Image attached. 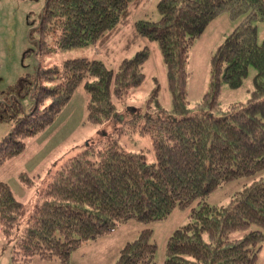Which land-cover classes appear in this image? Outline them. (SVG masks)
<instances>
[{"label":"trees","instance_id":"1","mask_svg":"<svg viewBox=\"0 0 264 264\" xmlns=\"http://www.w3.org/2000/svg\"><path fill=\"white\" fill-rule=\"evenodd\" d=\"M144 2L45 0L29 34L37 54L103 45L119 33L127 37V48L141 40L157 43L173 107L162 106L156 86L144 116L129 110L128 120L126 109L121 112L145 80L148 45L115 67L89 57L39 65L34 75L3 91L0 122L11 121L13 128L0 141V166L54 121L82 83L89 123L137 122L154 151L150 160L143 150L126 149L109 137L97 147L85 145L39 188L28 215L26 204L0 181V226L13 244V264L35 257L71 264L81 245L130 220L144 228L122 246L114 264H156L150 224L176 208L189 211L188 221L169 236L164 264H256L264 244V39L258 42L256 29L264 22V0H159L160 18L135 20L127 35L122 25ZM223 13L239 22L211 57L208 90L190 104V49ZM251 67L248 99L223 107V84L241 88ZM242 177L250 181L226 204L209 203L210 194ZM20 179L34 183L24 172Z\"/></svg>","mask_w":264,"mask_h":264},{"label":"rangeland","instance_id":"2","mask_svg":"<svg viewBox=\"0 0 264 264\" xmlns=\"http://www.w3.org/2000/svg\"><path fill=\"white\" fill-rule=\"evenodd\" d=\"M158 1L145 0L141 6L134 9L130 19L122 25V31L129 35L132 24L137 19H159ZM44 3L45 0H0V99L2 92L14 86L21 76L34 75L39 65L51 67L60 65L68 58L89 57L101 59L109 67H115L122 58L130 57L143 46L148 45L149 58L143 65L145 80L139 88L133 90L121 112L124 113L126 109L124 116L128 120L132 116L129 110H133V114L136 112L144 116L147 101L156 86H159V100L162 106L167 110L172 109L173 100L167 89L166 67L157 43L141 40L127 48V37L119 33L116 35L117 39L103 45L93 44L48 54H37V45L30 41L29 34L33 26L39 22ZM238 22L232 20L228 13L219 15L207 25L191 47L187 64L190 72L187 97L190 104L200 101L208 90L211 57ZM256 29L257 40L262 42L264 22H257ZM253 74L254 69L251 67L241 88L232 89L226 83L223 84L220 104L226 107L233 102L246 101L250 94L249 90L253 89ZM87 100L88 94L82 83L54 121L41 133L29 138L22 153L0 166V181L7 182L17 198L26 204V215L36 206L39 188L48 183L58 169L82 151L85 145L92 144L97 147L109 137L116 139L126 149L143 150L150 160H154L152 139L148 133L142 132L139 123L132 124L129 121L124 123L121 120L93 125L87 120ZM139 122L144 123V119ZM12 128L11 121L0 122V141ZM22 172L29 175L34 183L30 186L24 184L20 179ZM249 181L250 178L242 177L217 189L209 195V203L226 204L231 195ZM188 213V210L176 208L166 219L150 224L153 229L152 239L157 245L156 264H164L167 240L176 228L188 221ZM142 228L144 224L136 220L119 225L112 234L81 245L72 253L71 264H113V255L116 258L118 254L115 246L127 238L136 237ZM102 246L106 250L97 254ZM113 246L114 253L111 249L108 250ZM12 253L13 244L8 242L0 226V264H13ZM19 264L61 263L57 259L43 260L35 257L29 262ZM256 264H264V244Z\"/></svg>","mask_w":264,"mask_h":264},{"label":"crops","instance_id":"3","mask_svg":"<svg viewBox=\"0 0 264 264\" xmlns=\"http://www.w3.org/2000/svg\"><path fill=\"white\" fill-rule=\"evenodd\" d=\"M111 234H112V233H111ZM134 238H135V237H134ZM131 239H133V238H131ZM128 240H130V238L125 239V240H124L123 242H121L119 245H116V246H115V251H117L118 254H119V251H120V249L122 248V246H123ZM98 241H99V240H98ZM98 241H96V242H98ZM96 242H92V243H96ZM91 245H93V244H91ZM110 249H111V251L114 253V246L111 247V248H109L108 250H110ZM103 250H106L104 246H102V248H100V251H98L97 254L101 253ZM108 250L106 251V253L109 252ZM118 254H117L116 258H115L114 255H113V264H114L115 260L117 259ZM114 258H115V259H114Z\"/></svg>","mask_w":264,"mask_h":264}]
</instances>
